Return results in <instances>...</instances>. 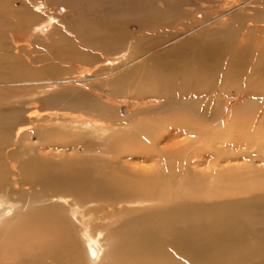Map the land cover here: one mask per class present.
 I'll use <instances>...</instances> for the list:
<instances>
[{"label": "bare ground", "instance_id": "6f19581e", "mask_svg": "<svg viewBox=\"0 0 264 264\" xmlns=\"http://www.w3.org/2000/svg\"><path fill=\"white\" fill-rule=\"evenodd\" d=\"M163 1L168 0H0V230L12 222L18 208L22 217L2 233L6 240L0 243V264H81L75 248L80 245L87 264L99 258L101 264H264V196L222 200L227 193L239 196L258 190L251 187L254 181L264 185V174H248L244 167L226 168L229 161L223 167L226 160L217 154L207 174L211 181L202 190L201 181L189 170V160L199 152H192L191 144L180 151L169 144L181 132L189 136L206 133L208 125L193 118L200 115L195 111L197 105L206 106L209 97L194 91L192 81L200 76L213 77L210 70L221 50L215 35L228 29L236 12L260 11L257 4L262 0H231L226 2L228 6L219 2L214 10L203 13L204 21L198 25H174L183 32L143 49L145 35L127 36L124 26L138 18L148 3L159 2L165 8ZM98 6L101 11H97ZM46 7L54 14L47 13ZM146 12L152 18L159 14L153 9ZM174 21L173 17L165 18L158 27L162 32L171 30ZM187 37L193 38L190 45L172 52L173 57L180 55L185 61L183 69H174L171 59L162 62L161 52ZM239 61L240 56L232 58L234 65ZM157 68L159 73H153ZM131 73L140 79L147 77L142 79L147 85L142 92L120 94L111 89L114 81ZM44 74L55 76L22 79ZM257 80L246 84L251 91L248 94L264 97L260 94L264 82ZM53 89H58L57 93L44 92ZM33 95L43 97L26 99ZM61 97H68L71 103L62 106ZM53 99L48 112L43 111ZM27 111L37 116L39 123L32 129L42 143L48 142L44 136L63 146L82 140V135L104 140L117 166L116 174L86 184L105 204V216L120 222L113 230L116 240L110 238L113 231L108 230V235L98 241L100 233H93L90 219L94 209L85 211L69 196L54 193L44 197L47 206L23 213L25 199L13 197V191H26L27 184L39 180L40 175L26 163L25 167L19 165L24 181L16 184L11 178L7 156L10 159L13 151L9 149L17 139L29 142V138H22L23 127L13 132L15 124L2 117L3 113L13 117ZM202 117L209 121L208 116ZM263 119L264 103L261 115L239 112L221 129L211 124L214 133L210 132L207 141L220 140L221 147L263 148ZM25 121L29 123L28 119L19 123ZM26 148L34 153L33 158L39 157L32 146ZM123 156L128 159L121 162ZM245 175L249 184L242 188L239 184ZM70 176L65 178L68 190L81 183L74 174ZM146 204L155 205L138 217L132 214L135 210L125 208ZM61 208L66 210L65 219ZM68 220L78 230L83 229L82 241H73L72 232L64 225Z\"/></svg>", "mask_w": 264, "mask_h": 264}, {"label": "rangeland", "instance_id": "374dc122", "mask_svg": "<svg viewBox=\"0 0 264 264\" xmlns=\"http://www.w3.org/2000/svg\"><path fill=\"white\" fill-rule=\"evenodd\" d=\"M230 1L231 0H168L163 1L165 8L159 4V2L150 4L148 3V5L142 7L138 18L128 22L124 26L125 35L131 36L134 34L136 35V33L140 36L145 35L146 39L144 40L142 47H144L143 49L151 48L157 45L156 41H161L173 34L183 32L182 27L175 28V26L184 24L198 25L204 21L203 13L207 9L214 10L215 6L219 5V2L223 3L224 6H228L229 4L226 2ZM235 1L237 3H242L248 0ZM180 5L181 7L177 8ZM17 6L18 5H15V7ZM257 7H259L261 10L255 12L252 10H243L232 15L230 18V23L227 27L228 29L215 35V37H218L220 40L221 50L216 56L214 66L210 70V73L213 77L210 78L207 75L204 78V76H200L198 77L197 81H192V89L194 91L197 93H203L204 98L209 97L206 101V106L197 105L195 108V111H197V113L201 116L198 115L193 118L196 123L208 125L206 128V133L189 136L181 132V136L179 138L169 140V144L171 145L173 143L178 151L185 149L187 145L191 144L193 148L192 152L194 150L196 153L199 152L195 158H191L189 160V170L194 177L201 181L200 186L202 187V190H204L207 187V184L211 181L207 174L210 172L213 161L215 160V155L217 154H219L221 158L223 157V160H226V162L222 163L223 167H226V164L229 161L230 165H228L226 168L231 166L244 167L246 168L245 170L248 172V174H255V172L257 174H259V172L264 174V147L255 150H245L241 148V146H236L233 148V145H224V147H221L220 140L207 141V136L211 135L210 132L212 131L211 129L214 127V125H219V129H221L223 123L226 121L228 124L229 118L234 114L239 112H246L250 115L255 114L257 116L262 114L264 97L259 94H252L249 96L248 92L251 91L246 88L247 83L252 81L256 82L255 80L259 79L260 77L261 78L257 80V82H264V0L260 1V3L257 4ZM39 8L40 7L37 9ZM55 8V6L52 7L53 10ZM148 9H153L158 12V16L152 18L150 13H144ZM45 11L47 13L54 14L47 7ZM97 11H101L99 6L97 7ZM61 12L64 13L65 10L61 9ZM61 12H56V14ZM186 12H189L190 15H187ZM49 17L51 18V16ZM171 17L175 18L173 23V26L175 25L174 28L171 30L167 29V31L162 32V29L158 26L163 24L165 18ZM135 35L134 37H136ZM192 39L193 38L191 37H187L183 40V42H179L177 45L175 44L171 47H168L165 51L163 50L161 52L163 60L162 62H164L165 59H171L169 61L174 63V69H183V64L185 61L181 59L180 55L173 57L172 52L174 50L180 49V46H189L192 42ZM234 56H240V61L236 63V65L232 63V58ZM88 66L89 65H85V67ZM153 73H159V68L155 69ZM54 76L55 75L50 74H44L41 76L31 75L22 79L33 80L39 79L41 77L48 78ZM143 78L147 77L142 75V79ZM142 79H140L137 74L131 73L124 78L114 81L111 84V89H115L120 94H133L136 92H142L147 86L146 82ZM138 83H141V85ZM260 90V94L264 93V86H262ZM56 91H58V89H53V91L44 90V92L50 93H57ZM75 91L84 90L76 89ZM35 92H37V94L41 93V91ZM85 92L86 91H84V93ZM78 95L80 96L83 94L79 93ZM42 97L43 95L38 97L33 95L27 97L26 99H42ZM54 100L56 99L46 103L45 109L43 111L48 112V108L54 103ZM58 100L62 106L71 103V100L68 97H61ZM1 101L3 103H7L4 97L1 98ZM217 110L221 113L218 114ZM28 113H30V111L23 113L17 112L15 113L17 115L13 117H9L10 114L3 113L4 116L2 117V119L11 120L12 124H15L13 126V132L17 127H23L24 129L22 130L21 134L25 135L22 138H29V142L27 140H20L21 138L17 139V141L13 143L14 147L9 149V151H13V156L10 159L9 156H7V160L11 163V178L13 177L15 180H17L16 184L19 182V184H21L24 180H22V170L19 165L23 164L25 167L26 163L27 167L33 168L37 174L40 175L39 180H36L34 183L27 184V187H25L26 191H13L15 194L13 197L17 198L18 195V197L25 199L26 204H24V206L27 205V207L23 209V213L33 212L32 210L34 208L36 209L40 206H47V203L49 202L46 201V198L44 197H48L54 193L71 197V199L77 202L85 211H87V209H94L92 213L93 218L90 216L89 217L92 220L91 226L93 228V233H100L96 236V239L98 241L100 240L101 242L102 238H105L106 235H108L107 231L115 230V228L118 226L117 224L120 223L118 221L116 222L117 224L115 223V217L111 219L109 216H105V213L108 211L105 210V204L99 202L95 198L96 195L93 193L91 187L86 184L87 181L93 182L103 178L108 180L110 179L109 176H115L116 174L117 166L114 163L113 156L109 153L108 148L103 145L104 140L98 139L97 136L85 137V135H82V140H77L70 143L68 142L67 146H63L55 145L53 142L48 140V136H44V139L48 142L42 143L41 137H39L37 134L38 132H34L32 129L34 125L39 123L36 122L37 116L32 113L31 115H28ZM203 115L206 117L208 116V122L202 117ZM23 119H28L29 123L27 121L19 123ZM26 125L31 126L29 128V126ZM219 129L217 131V135H219ZM177 131L178 130H176V132ZM31 132H33L32 135L29 134ZM63 136L70 137V134L63 133ZM27 145L32 146L34 152L36 151V155L39 156L38 158H33L32 155H35L33 152H29V149L26 148V150H24ZM30 156L32 158H30ZM127 159L128 158L123 156L121 162H124ZM150 164L152 163H147V166ZM76 173H78V175ZM70 174H74L81 183L74 187L68 186L70 187V190H68L65 178L67 179L71 177ZM245 176L246 177L244 181L239 184L242 186V188L245 186L247 187L249 184V177L247 175ZM71 179L72 178L69 180ZM70 182L72 183V181ZM234 185L236 184L234 183ZM261 186L260 183H256V181H254L251 189L253 188V190H255L254 188L256 187H259V189L255 190L253 193L241 194L239 196L233 195L232 193H227L224 195L222 200L227 202L232 200L249 199L258 195L264 196V191H261ZM233 187L234 186H232V189ZM201 201L202 200L199 202ZM154 205L155 204H146V206H125V208L127 210H135L132 214L138 217L141 215L140 213L144 209L151 208V206ZM60 211H62L63 218H67V213L65 212L66 210L61 208ZM20 214L21 209L18 208L15 218L12 220V222L5 224L6 228L4 227L0 230V237L3 235L2 233H5L6 230H8L7 228L10 229L22 219ZM119 221L122 222L123 220ZM67 222L68 223L64 224L66 225L65 229L72 232L71 238L73 241L76 240L79 242L80 239L82 241L81 231H83V229L78 230V227L74 222H70L69 220ZM86 230H90L89 227H86ZM67 234L69 235V233ZM92 237L94 238V236ZM110 238L116 240L117 234L113 231V236ZM4 240L6 239L1 237L0 243H2ZM75 248H77L79 256H81V264H87L86 257L82 252V245H80V247L75 246ZM102 252H105V250L102 249ZM98 260L101 259L99 258ZM98 260L95 262L91 261V264L103 263V261L99 262ZM246 264L252 263L247 262Z\"/></svg>", "mask_w": 264, "mask_h": 264}]
</instances>
